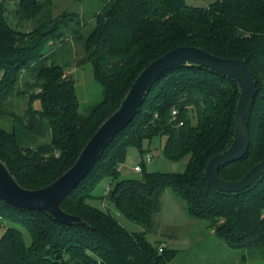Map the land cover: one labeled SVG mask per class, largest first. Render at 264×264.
Listing matches in <instances>:
<instances>
[{"label":"trees","instance_id":"16d2710c","mask_svg":"<svg viewBox=\"0 0 264 264\" xmlns=\"http://www.w3.org/2000/svg\"><path fill=\"white\" fill-rule=\"evenodd\" d=\"M99 2L95 26L84 37L85 21L77 13L54 17L52 0H0V117H6L14 93L37 90L30 93L23 115H7L10 129L0 123V160L22 187L41 189L67 172L120 108L141 72L184 46L245 60L256 83L247 119L249 149L243 158L221 166L219 176L239 180L264 159V0H215L207 6L190 5L188 0ZM10 3L16 4V25L10 20ZM28 22L33 27L24 30ZM68 31L76 41H84V63L91 64L103 90L102 101L85 115L79 112L76 83L65 72L71 60L60 63L63 48L53 47L58 41L66 43ZM24 73L34 82H25L26 89L16 92ZM240 93L234 78L200 64L166 71L152 82L133 120L62 200V209L81 222L63 223L48 212L0 197V219L9 223L0 238V264H171L179 251L147 237L155 230L154 217L168 189L181 198L189 216L205 220L227 247L260 249L264 260V173L238 193L216 190L205 174L209 160L232 145ZM36 101L40 108L34 106ZM39 136H50V141L35 145ZM156 137L165 138V158L188 157L186 172H148L142 163L138 176L125 177L119 167L128 149L135 146L145 154L144 141ZM103 180L111 184L108 203L142 225L143 232L127 231L110 209L91 203L105 199L95 194ZM19 227L30 233V246Z\"/></svg>","mask_w":264,"mask_h":264},{"label":"rangeland","instance_id":"374dc122","mask_svg":"<svg viewBox=\"0 0 264 264\" xmlns=\"http://www.w3.org/2000/svg\"><path fill=\"white\" fill-rule=\"evenodd\" d=\"M215 0H188V4L195 6H207ZM52 10L54 17H60L66 13H77L80 16V21L85 22L81 24V32L86 37L94 28L95 21L93 17L98 13L101 4L99 0H52ZM9 13L11 22L16 25V20L13 15L16 12V4L10 3ZM24 25V27H23ZM19 26L24 30H31L33 24L31 22L23 23ZM67 32V41L63 45L60 41L53 45L55 49L63 48L58 54L60 63L70 59L71 64L66 67V74L68 77L74 79L76 83L77 95L80 102L79 112L86 114L88 110L100 103L103 99L102 86L96 82L93 76L92 67L89 63H84V41L76 39L73 35L70 36ZM67 44V45H66ZM57 47V48H56ZM66 56V59L64 58ZM69 60V62H70ZM50 63V62H49ZM1 76V73H0ZM25 82L33 83V77L30 73H24L19 85L20 90L26 89ZM240 86L241 85L237 81ZM28 88V87H27ZM27 89V95L14 93L7 105V115L13 113L15 115H23L26 111L30 100V93L37 90ZM36 108H40V102L34 103ZM0 117V123L10 129V117ZM192 123L197 122L195 112H190ZM35 141V145L46 143L50 141V136H39ZM160 138V139H159ZM235 139V135H234ZM233 139V141H234ZM160 140H165L164 137L153 138L151 142L144 141L143 150L148 152L151 150L154 154L151 163H146L141 149L138 147H130L127 151V156L122 169L125 177H136L139 174L129 170L134 168L137 163H144L148 172H166V173H185L188 167V157L173 161L160 155H155V150H161ZM233 143V142H232ZM121 170V166L119 167ZM133 170V169H132ZM15 178V177H14ZM108 180H103L95 190L97 197L103 196V191L108 184ZM94 206L99 208L110 209L111 213L117 218L119 223L129 232L140 233L144 231L142 225L129 220L122 213H120L114 206L109 203L105 204L102 199H97L91 202ZM155 230L147 235L148 239L156 244L165 242L170 249L179 251L177 257L171 264H264L262 258V250H244L231 249L222 243L214 234L213 230L208 228L205 220L195 219L188 215L184 208V202L171 189H168L162 198V208L154 217ZM9 223L0 219V238L4 230L7 229ZM23 233L24 240L28 246L32 244L30 233L19 227Z\"/></svg>","mask_w":264,"mask_h":264},{"label":"water","instance_id":"95a60500","mask_svg":"<svg viewBox=\"0 0 264 264\" xmlns=\"http://www.w3.org/2000/svg\"><path fill=\"white\" fill-rule=\"evenodd\" d=\"M200 64L234 78L241 85L235 115V139L224 152L212 157L205 174L209 185L220 192L238 193L249 187L264 173V159L236 181L222 179L218 170L243 158L250 146L247 119L256 95V83L245 60L227 59L191 46L176 48L149 64L138 76L120 108L97 130L83 149L75 164L57 180L41 189L22 187L0 160V197L15 206L48 212L63 223L81 222V218L65 212L62 200L92 169L109 141L136 116L152 82L166 71L182 64Z\"/></svg>","mask_w":264,"mask_h":264},{"label":"built area","instance_id":"2783aa9c","mask_svg":"<svg viewBox=\"0 0 264 264\" xmlns=\"http://www.w3.org/2000/svg\"><path fill=\"white\" fill-rule=\"evenodd\" d=\"M172 115L176 116L177 115V110H173ZM153 157H154L153 152H148V153L145 154L144 159H145L146 163H151ZM141 171H142V164H138V165L134 166V168H133V172L134 173L140 174ZM110 190H111V184L108 183L106 185L104 191H103V195L105 196V199H103V201L105 202V204L108 203L107 196L109 195ZM163 248H164V244L160 245L159 246V251H162Z\"/></svg>","mask_w":264,"mask_h":264},{"label":"crops","instance_id":"0c3cea01","mask_svg":"<svg viewBox=\"0 0 264 264\" xmlns=\"http://www.w3.org/2000/svg\"><path fill=\"white\" fill-rule=\"evenodd\" d=\"M155 139H156V138H155ZM159 139H160V138H159ZM160 143L163 144L164 141H163V143H162V140H160ZM161 147H162L161 150H155V152H154L155 155H156V153H158L157 155H160L161 153L164 155V153H163V146L161 145ZM148 152H152V151L149 150ZM148 152H146V153H148ZM123 164H124V163H123ZM123 164H122V165H123ZM138 164H141V163H137V164H135L134 166H136V165H138ZM122 165H121V172L124 173L123 171H127L128 169H125V170H124V168L122 169ZM132 169H133V168H132ZM132 169H129V170L133 171ZM166 245H167V244H166Z\"/></svg>","mask_w":264,"mask_h":264}]
</instances>
